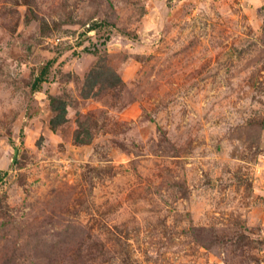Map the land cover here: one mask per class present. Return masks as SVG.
I'll use <instances>...</instances> for the list:
<instances>
[{
	"label": "rangeland",
	"instance_id": "obj_1",
	"mask_svg": "<svg viewBox=\"0 0 264 264\" xmlns=\"http://www.w3.org/2000/svg\"><path fill=\"white\" fill-rule=\"evenodd\" d=\"M0 264H264V0H0Z\"/></svg>",
	"mask_w": 264,
	"mask_h": 264
},
{
	"label": "trees",
	"instance_id": "obj_2",
	"mask_svg": "<svg viewBox=\"0 0 264 264\" xmlns=\"http://www.w3.org/2000/svg\"><path fill=\"white\" fill-rule=\"evenodd\" d=\"M91 29H95V27L93 26V27H91ZM47 70H48V64L44 67L41 75L39 77H37L36 83L33 86L34 89H37L39 84L42 83L43 77L46 74ZM112 73L115 74V72H112ZM114 78L117 79V75H115ZM88 79H87V81H88ZM96 82H97L96 79L92 80L90 82V88L91 89L93 88V86L96 85ZM83 96L84 97H90L91 93H89L87 91ZM51 105L53 107V110H57L58 111V114L54 118H52L51 121H50L51 127L56 128L57 125L62 124L63 122H65L67 120L65 115L67 113V105L68 104H67V101L65 99H63L61 97L54 96V97L51 98Z\"/></svg>",
	"mask_w": 264,
	"mask_h": 264
}]
</instances>
